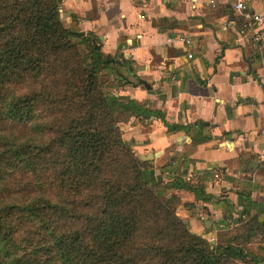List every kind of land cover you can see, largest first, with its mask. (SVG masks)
I'll use <instances>...</instances> for the list:
<instances>
[{"label": "trees", "instance_id": "1", "mask_svg": "<svg viewBox=\"0 0 264 264\" xmlns=\"http://www.w3.org/2000/svg\"><path fill=\"white\" fill-rule=\"evenodd\" d=\"M62 6L0 0V264H262L248 246L264 251V209L245 196L215 243L192 231L174 203L194 215L215 197L186 181V157L139 158L119 124L162 116L116 96L134 62L72 35Z\"/></svg>", "mask_w": 264, "mask_h": 264}, {"label": "crops", "instance_id": "2", "mask_svg": "<svg viewBox=\"0 0 264 264\" xmlns=\"http://www.w3.org/2000/svg\"><path fill=\"white\" fill-rule=\"evenodd\" d=\"M247 6L250 15L264 13V0ZM62 16L69 28L98 36L107 54L134 62L130 79L137 85L117 96L162 117L133 116L119 126L135 152L158 165L186 157V181L215 197L194 215L179 206L193 232L213 240L225 223L237 224L248 195L264 209V55L253 39L256 28L232 0H63ZM174 36L192 45L171 44ZM169 126L191 134H169ZM194 137L211 139L197 144ZM260 247L255 240L248 249L264 258Z\"/></svg>", "mask_w": 264, "mask_h": 264}, {"label": "built area", "instance_id": "3", "mask_svg": "<svg viewBox=\"0 0 264 264\" xmlns=\"http://www.w3.org/2000/svg\"><path fill=\"white\" fill-rule=\"evenodd\" d=\"M233 1V7L235 11L242 17H245L248 19L249 27L250 28H256V31L254 32L253 39L255 42L259 43L261 45V50L264 55V13H256V14H248V6H247V0H232ZM216 2L211 1V5L215 6ZM171 44H184V45H192L191 38L185 37V36H174L170 39ZM192 58V56H189ZM202 219H204L202 217ZM212 241H215L213 239Z\"/></svg>", "mask_w": 264, "mask_h": 264}, {"label": "water", "instance_id": "4", "mask_svg": "<svg viewBox=\"0 0 264 264\" xmlns=\"http://www.w3.org/2000/svg\"><path fill=\"white\" fill-rule=\"evenodd\" d=\"M232 15H234V14H232ZM72 35H74V36H84L85 33H82V32H72ZM139 84L145 86L146 89H148V90H151V89H152V86L149 85V84H148L147 82H145V81H139ZM116 96H117V94H116ZM139 158H140L141 160H143V161H153V160H154V157L143 156V155H139ZM251 169H252V167H251ZM251 169H250V170H251ZM250 170H249V171H250ZM230 216H231V214H230ZM225 219H226V217L223 218L222 220H219L218 222L224 221ZM231 219H232V218H231ZM204 226L207 228V233H208V234H210V233L213 231V222H212L211 220H208V219H207V221L205 222V225H204ZM212 243H215V241H212Z\"/></svg>", "mask_w": 264, "mask_h": 264}, {"label": "rangeland", "instance_id": "5", "mask_svg": "<svg viewBox=\"0 0 264 264\" xmlns=\"http://www.w3.org/2000/svg\"><path fill=\"white\" fill-rule=\"evenodd\" d=\"M174 206L176 207V210H177L178 212H180V211H179V203H178L177 201L174 203Z\"/></svg>", "mask_w": 264, "mask_h": 264}]
</instances>
